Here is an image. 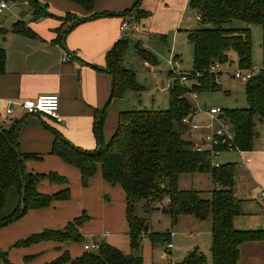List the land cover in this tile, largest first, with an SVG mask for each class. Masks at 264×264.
Masks as SVG:
<instances>
[{
  "label": "trees",
  "instance_id": "obj_1",
  "mask_svg": "<svg viewBox=\"0 0 264 264\" xmlns=\"http://www.w3.org/2000/svg\"><path fill=\"white\" fill-rule=\"evenodd\" d=\"M16 2L20 0H8ZM27 2L33 20L52 16L35 0ZM80 6L85 12L93 13L95 0H66ZM141 0H135L132 7L120 17L140 20L148 13L140 10ZM189 8L197 13L198 27L188 31L187 39L192 45V70L190 80H196L190 91L203 93L215 90L213 78L209 75L212 65L222 67L236 63L237 68L249 69L251 61V25L262 29V64L259 74L244 84L246 107L223 109L222 119L230 124L236 135L235 143L241 151H250L256 137L255 122L264 124V0H189ZM108 14H93L90 19ZM112 15V14H111ZM62 23L72 20L66 15L58 19ZM76 20L77 24L83 20ZM237 20L245 27L226 28L225 25ZM76 23H73L74 25ZM73 25V26H74ZM14 34L34 37V33L21 21L10 26ZM6 31L0 29V34ZM68 33L58 35V42ZM130 42L118 41L105 55L104 72L111 77L109 101L122 99L127 92H140L135 73L125 66L129 56ZM134 54L142 61L156 64L149 52L139 43L134 45ZM5 52L0 48V74L4 73ZM196 73L201 77L196 78ZM170 76V75H169ZM169 90V107L163 111L130 110L120 112L117 127L107 143L102 129L106 117L105 107L95 111L92 133L96 142L94 150H84L72 145L59 132L53 131L50 154L80 173V184L87 187L88 181L100 167L102 179L111 186H119L125 195V218L129 229L131 253L123 255L116 248L101 243L99 249L85 252L71 259L68 253L47 264H142V240L148 238L151 244L170 242V233L149 231L147 221L136 216L140 203L152 210L164 198L168 204L161 210L166 212L172 225L181 216L192 217L203 222H211V261L212 264H238L239 247L247 242H264L263 230H237L234 220L241 216L242 201L233 193L235 166L233 164L211 165L207 152H197L190 141L182 138L176 129L181 119L191 111L187 99L188 89L172 78ZM108 101V103H109ZM107 103V104H108ZM106 104V106H107ZM23 120L15 121L8 129H0V229L21 218L30 210L45 209L52 202L70 199L69 182L56 174H27L25 161H38L41 156L22 154L19 151L18 133ZM182 174H209L216 189L210 199H202L195 190H180L178 178ZM61 185L63 189L53 195L38 191L41 182ZM10 194L16 199V206L7 211ZM159 207V206H158ZM88 220L83 214L69 222L64 229L44 230L14 243V249L27 248L41 242L82 243L79 229ZM3 264H11L5 253L0 251ZM181 264H205L204 256L194 250Z\"/></svg>",
  "mask_w": 264,
  "mask_h": 264
},
{
  "label": "crops",
  "instance_id": "obj_2",
  "mask_svg": "<svg viewBox=\"0 0 264 264\" xmlns=\"http://www.w3.org/2000/svg\"><path fill=\"white\" fill-rule=\"evenodd\" d=\"M63 2L67 5H62L60 10L52 11L57 14L65 12L76 15L65 23L58 19L33 20L25 11L17 14L13 12L15 14L11 15L13 17L22 15L21 18L17 17L16 21L7 25L1 23L2 30L6 33L0 34V48L5 52L4 73L0 74V129H8L13 122L23 120L24 124L18 133L19 151L22 154L42 157L38 161H25L24 172L56 173L68 180L70 190L68 201H55L45 209L30 210L20 220L0 229V251L6 254L11 264H47L63 253H68L71 259H75L85 253L84 245L92 243H106L123 255L131 253L129 229L125 218L126 201L122 189L107 184L101 177L100 167H97L96 173L89 179L87 187L83 188L80 184L79 171L51 155L50 150L53 131L59 132L76 147L94 150L96 148L92 133L94 113L104 107L106 117L102 134L104 142L109 141L116 130L118 114L127 111L124 110L122 102L126 100L129 92L122 99L109 101L111 77L104 72L105 55L123 39L139 43L142 49L147 51L136 39L154 30L153 17L148 15L140 20L134 19L133 14L130 15L132 18L120 17L121 13L132 7L134 0H95L93 13L85 12L72 2L66 0ZM166 3L174 5L173 10L177 13L178 20L175 29L179 31L189 8V0H141L140 10L153 13L156 10L165 11ZM94 13L108 15L90 19ZM73 19L83 22L77 24ZM17 21L23 22L34 33V37L9 31L10 26ZM195 21H198V16ZM151 24L152 28H148ZM64 31L68 33L58 42V35ZM188 31L190 28L185 30L186 36ZM129 58L130 56L127 57L125 66L131 69ZM172 59L178 62L179 57L174 55ZM146 68L147 72H154L153 68L149 69L148 66ZM169 75L166 87L164 89L157 87V92L165 90L169 92L173 81ZM41 95L58 96L60 123L44 116H25L14 105L13 113L6 114L9 102L34 100ZM198 98L197 96L193 101L196 102ZM190 105L194 111L196 110L192 119L201 125L207 124L208 118L204 114V108L193 102ZM182 126L183 133L189 135L187 141L192 145L200 139L203 140L207 134L205 130L199 133L189 130L185 125ZM257 131L258 137H255L250 151H244L240 155L233 153L234 158L228 160L231 162H217L218 165L236 166L233 193L242 201V214L234 220V228L237 230L264 231V197L261 196L264 193V124L261 123ZM62 189L63 186L47 181L41 182L38 186V191L45 195L56 194ZM215 189L216 186L213 184L211 191ZM167 204L166 197L158 204L159 207L155 206L150 211L159 212ZM83 214L88 220L79 229L82 243L41 242L27 248H13L15 242L30 235L44 230H62L69 222ZM186 218L188 217L181 216L178 222L185 219L191 225L200 227ZM203 222L209 224L210 221ZM208 226L211 233V222ZM153 249L154 245L150 240L144 238L141 250L142 264H154ZM198 253L201 254L199 251ZM167 261L168 264L172 262ZM0 264L3 262L0 261ZM238 264H264V242L242 244L239 247Z\"/></svg>",
  "mask_w": 264,
  "mask_h": 264
},
{
  "label": "rangeland",
  "instance_id": "obj_3",
  "mask_svg": "<svg viewBox=\"0 0 264 264\" xmlns=\"http://www.w3.org/2000/svg\"><path fill=\"white\" fill-rule=\"evenodd\" d=\"M43 9H45L52 16L47 19H60L66 15L76 17L74 13L61 14L53 13L52 10H60L64 4V0H35ZM135 1V0H134ZM12 10L15 14L19 12H26L31 16V11L28 5H25L23 1L10 2ZM167 10H156L146 11L149 17H153L154 30L149 32L147 35L139 36L136 40L143 45V47L156 58L157 65H151L140 60L134 54L135 43L130 42V68L135 71V80L140 87V92H129L125 97L126 100L122 102L124 110H154L163 111L169 107V92L168 90L157 92L156 88L159 87L164 89L166 87L169 72L171 68L167 62L173 58L174 55L179 57V70L181 72H190L192 70V56L193 50L192 45L189 44L187 36L185 34L186 29H195L198 27V22L195 21L197 13L189 8L184 15V22L180 25V30L175 29L177 20V13L173 10L174 5L166 3ZM26 6V7H25ZM13 13V14H14ZM151 13H153L151 15ZM14 14V15H15ZM22 15H17L21 18ZM17 17L11 16L9 13L0 14V23L5 25L10 22L16 21ZM152 28L149 26L148 28ZM226 28L239 29L245 27L241 22L234 20L225 25ZM251 33V61L253 68L261 69L262 64V29L259 25L250 26ZM172 55V56H171ZM153 68L154 72H147V68ZM145 69V70H144ZM227 70H235L236 63L231 66L224 67ZM221 86L215 90L207 91L196 94L199 98L196 102L187 95L189 104H197L200 108H206L204 104L209 107H221L223 109H240L246 107L245 95H244V84L230 78L229 76L223 75L220 79ZM113 102V101H112ZM112 105V104H111ZM110 105V107H111ZM109 107V108H110ZM194 107V106H193ZM103 109V108H102ZM101 109V110H102ZM255 128L254 131L257 133L259 125L261 123L256 118L254 120ZM176 129L182 133V138L187 140L189 135L183 133L182 124L176 125ZM202 133V131H196ZM258 137V136H257ZM256 137V138H257ZM254 138V139H256ZM201 143V139L198 141ZM234 158L233 153L224 152L220 156L215 158V163L231 162L228 161L230 158ZM236 168V166H235ZM213 187V183L209 174H182L178 179V188L180 190H195L200 193L202 199H209L210 192ZM16 199L11 194L7 203V211L10 212L16 206ZM136 216L147 221L149 231L154 233H174L172 238L173 249L172 251L167 250V243L154 244L152 255L154 256V264H168L167 260H172L173 264H181L189 254L194 250H198L205 260V264H212L211 261V233L209 226L210 222H196L200 227L191 225L188 220H180L176 225H172L171 219L166 212L162 210L146 212V208L143 203H140L136 209ZM148 239V238H146ZM169 243V242H168ZM95 253V251H93ZM167 258V260H166ZM0 261L1 258H0ZM151 263V262H150Z\"/></svg>",
  "mask_w": 264,
  "mask_h": 264
},
{
  "label": "built area",
  "instance_id": "obj_4",
  "mask_svg": "<svg viewBox=\"0 0 264 264\" xmlns=\"http://www.w3.org/2000/svg\"><path fill=\"white\" fill-rule=\"evenodd\" d=\"M10 2L8 0H0V14L9 13L13 15V11L10 7ZM28 5L27 2H24ZM0 29H2V24L0 23ZM168 66L171 68L169 72L170 77L177 79L181 86L188 89V94L192 100L197 98V93L191 92V85L195 83L196 80H190L189 74L181 72L179 70V63L174 59H170L167 62ZM261 69H256L253 66L249 69L237 68L235 70H227L220 65H212L209 69V75L212 76L214 84L217 87L221 86L220 79L223 75L229 76L230 78L237 80L243 84L247 83L250 79L257 76ZM194 77L199 78L201 74L196 73ZM189 84V85H187ZM6 109V114L11 115L13 113V105L17 106L19 111L25 116H44L53 119L56 123L61 122V117L59 116V98L56 95H41L38 98L26 99L21 101H11L8 103ZM196 113V110L192 111L181 119V124L185 125L191 131H201L205 130L207 132L205 138L201 140L202 142H196L193 144V149L197 152H207L211 159V165L215 168L219 167L217 163L214 162V158L223 152L241 154L243 151L235 143L236 135L232 130L230 124L222 119L223 110L219 107H206L204 108V114L208 118V122L205 125H201L195 122L192 117ZM264 197V193L261 195ZM173 237V233H170V240ZM100 244L92 243L90 245H84L83 249L85 252H93L99 249ZM171 242L167 243V250L172 249ZM169 264H173L170 262Z\"/></svg>",
  "mask_w": 264,
  "mask_h": 264
}]
</instances>
